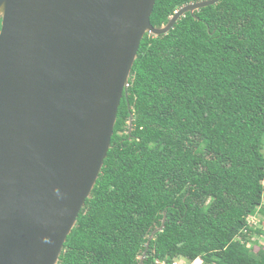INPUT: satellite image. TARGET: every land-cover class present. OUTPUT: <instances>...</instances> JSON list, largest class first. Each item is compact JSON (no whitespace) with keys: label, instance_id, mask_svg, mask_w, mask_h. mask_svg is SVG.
Instances as JSON below:
<instances>
[{"label":"trees","instance_id":"16d2710c","mask_svg":"<svg viewBox=\"0 0 264 264\" xmlns=\"http://www.w3.org/2000/svg\"><path fill=\"white\" fill-rule=\"evenodd\" d=\"M195 1L155 0L150 22ZM164 214L142 264H264V0H218L144 34L58 264H137Z\"/></svg>","mask_w":264,"mask_h":264},{"label":"water","instance_id":"95a60500","mask_svg":"<svg viewBox=\"0 0 264 264\" xmlns=\"http://www.w3.org/2000/svg\"><path fill=\"white\" fill-rule=\"evenodd\" d=\"M217 1L190 2L153 26L155 0H0V264H58L144 34Z\"/></svg>","mask_w":264,"mask_h":264},{"label":"built area","instance_id":"2783aa9c","mask_svg":"<svg viewBox=\"0 0 264 264\" xmlns=\"http://www.w3.org/2000/svg\"><path fill=\"white\" fill-rule=\"evenodd\" d=\"M252 219L253 218H250L249 219V222L250 223H254V221H252ZM155 262L157 263V264H188V262L186 261V262H183V261H181L180 259H177V258H174L170 263L169 262H165V261H163V260H159V259H157V260H155ZM190 264H202V261L200 260V259H196V260H194L192 263H190Z\"/></svg>","mask_w":264,"mask_h":264},{"label":"rangeland","instance_id":"374dc122","mask_svg":"<svg viewBox=\"0 0 264 264\" xmlns=\"http://www.w3.org/2000/svg\"><path fill=\"white\" fill-rule=\"evenodd\" d=\"M252 221H254V227H263L261 226V222H259V220H257L256 218H253ZM252 239L257 241L258 244H264V237L263 236H258L256 234L252 235ZM249 244V243H248Z\"/></svg>","mask_w":264,"mask_h":264},{"label":"clouds","instance_id":"9594fccd","mask_svg":"<svg viewBox=\"0 0 264 264\" xmlns=\"http://www.w3.org/2000/svg\"><path fill=\"white\" fill-rule=\"evenodd\" d=\"M252 218H253V217H252ZM256 219H257V217H256ZM196 259H200V258H199V257H197V258H195L194 260H196ZM194 260H193V261H194ZM200 260H201V259H200ZM193 261H192V262H193ZM201 261H202V260H201ZM192 262H189V263H192Z\"/></svg>","mask_w":264,"mask_h":264}]
</instances>
